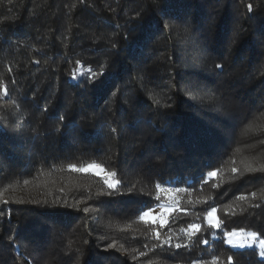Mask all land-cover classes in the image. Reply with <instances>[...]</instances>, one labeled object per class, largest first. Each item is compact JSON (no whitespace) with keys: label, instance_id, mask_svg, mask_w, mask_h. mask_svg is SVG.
<instances>
[{"label":"trees","instance_id":"1","mask_svg":"<svg viewBox=\"0 0 264 264\" xmlns=\"http://www.w3.org/2000/svg\"><path fill=\"white\" fill-rule=\"evenodd\" d=\"M239 230L264 239V0H0V264H264Z\"/></svg>","mask_w":264,"mask_h":264},{"label":"rangeland","instance_id":"2","mask_svg":"<svg viewBox=\"0 0 264 264\" xmlns=\"http://www.w3.org/2000/svg\"><path fill=\"white\" fill-rule=\"evenodd\" d=\"M96 171L102 173L103 172V169L101 168H97ZM162 194L164 196V200L165 202L158 205V206H155V207H152V208H149V209H146L144 212L148 211V210H152V216L153 217H158V219L156 221H160V219H163L165 217L168 218V216L170 215V213L172 212H168L166 211V209H173L174 210V207L171 206V205H174L175 202L178 200V196H177V192L172 189V187H167V188H163L162 189ZM143 212V213H144ZM142 213V215H143ZM210 213H213V215L211 216V219L214 220L216 223H217V218H216V213L215 211H211ZM208 220H209V215H208ZM147 221H151V220H147ZM215 223V224H216ZM234 232V231H232ZM230 232V233H232ZM237 233L236 236H233L231 237L233 239L234 242L236 241H244L246 242L245 243V246L244 247H240V246H235V243L234 244H229L227 242V244L235 249H244V248H250V247H258L261 251H264V248L261 247V241H264L263 238L259 237L256 235V238L253 240L249 237V232H246V231H235ZM229 237L226 235V241H228Z\"/></svg>","mask_w":264,"mask_h":264},{"label":"snow or ice","instance_id":"3","mask_svg":"<svg viewBox=\"0 0 264 264\" xmlns=\"http://www.w3.org/2000/svg\"><path fill=\"white\" fill-rule=\"evenodd\" d=\"M250 7V6H249ZM91 71V70H90ZM7 91V89L5 88V92ZM159 101H157V103H158ZM70 167H75V166H70ZM96 169H97V166L96 165H89L87 168H83V169H79L80 171H84V172H87V171H90V170H92V171H96ZM253 169H249V171H252ZM96 174H101L100 172H98L97 171V173ZM109 176H114L115 175V173H110V174H108ZM211 175H213V176H215L216 175V173H212ZM105 182L108 184V186L110 187V188H115L118 184H119V181H115V180H111V179H108V178H106L105 179ZM159 185H157V188L159 189ZM158 198V197H157ZM166 211H168V212H171V211H173V209H171V208H169V209H166ZM213 215V213H209V223H212V224H215L216 222L214 221V220H212L211 219V216ZM142 220H151L153 223H155L156 222V220L158 219V217H153L152 216V210H148V211H146V212H144L143 213V215L140 217ZM168 221H167V217H165V218H163V219H160V224L161 225H164V224H166ZM189 230H194V231H198L199 230V225H195V224H193V225H189ZM185 231H187V230H185ZM157 235V238L159 237V233H157L156 234ZM228 237H229V239H228V243L229 244H234L235 243V246H240V247H244L245 246V243L246 242H244V241H236V242H234L233 241V239L231 238V237H233V236H236L237 235V233L234 231V232H232V233H227L226 234ZM256 233H250L249 234V237L251 238V239H255L256 238ZM261 243V247L262 248H264V241H261L260 242ZM181 245H179V244H177L176 245V247H180ZM262 255H264V252H262L261 253ZM229 260H231V258H229Z\"/></svg>","mask_w":264,"mask_h":264}]
</instances>
